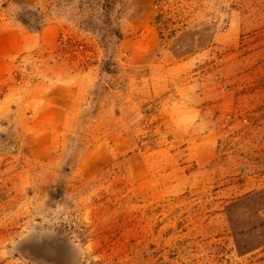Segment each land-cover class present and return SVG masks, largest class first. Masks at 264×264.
Segmentation results:
<instances>
[{
	"label": "rangeland",
	"instance_id": "1",
	"mask_svg": "<svg viewBox=\"0 0 264 264\" xmlns=\"http://www.w3.org/2000/svg\"><path fill=\"white\" fill-rule=\"evenodd\" d=\"M18 27L50 45L0 74V264H264V0H0V54Z\"/></svg>",
	"mask_w": 264,
	"mask_h": 264
},
{
	"label": "crops",
	"instance_id": "2",
	"mask_svg": "<svg viewBox=\"0 0 264 264\" xmlns=\"http://www.w3.org/2000/svg\"><path fill=\"white\" fill-rule=\"evenodd\" d=\"M21 32V28H17L15 32H12L13 36L9 35L6 37L7 47L4 52L0 54V74L3 75L4 83L10 74L11 65L10 61L14 56L23 54L28 51H34L41 49L43 47H49L50 43L47 42L45 37V31L40 29L34 34L28 35H18ZM11 33V32H10ZM28 99L26 104H28V112L32 114V122L25 129L26 131V145L35 149H40L48 151L50 149L49 134L53 133V124L55 121V116L62 115L67 117V112L65 108L59 105H55L53 99V87L48 83L36 82L32 84L27 90ZM26 109L22 108L24 112ZM65 121H61L58 124L63 125ZM44 137V138H43ZM43 138L42 142L39 141ZM44 141H47L44 143ZM50 154V153H49Z\"/></svg>",
	"mask_w": 264,
	"mask_h": 264
},
{
	"label": "trees",
	"instance_id": "3",
	"mask_svg": "<svg viewBox=\"0 0 264 264\" xmlns=\"http://www.w3.org/2000/svg\"><path fill=\"white\" fill-rule=\"evenodd\" d=\"M155 22H156L157 25H159V26H162V24H164V23L162 22V16H161L160 14H158V15L156 16V18H155ZM35 30H36V31H39L40 28L37 27V28H35ZM175 32H176L175 30H173L172 32H170V37H174ZM161 35H162V32H161Z\"/></svg>",
	"mask_w": 264,
	"mask_h": 264
}]
</instances>
